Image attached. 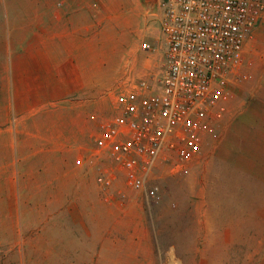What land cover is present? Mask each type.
Masks as SVG:
<instances>
[{
  "label": "crops",
  "instance_id": "obj_1",
  "mask_svg": "<svg viewBox=\"0 0 264 264\" xmlns=\"http://www.w3.org/2000/svg\"><path fill=\"white\" fill-rule=\"evenodd\" d=\"M129 1L0 0V264L118 260L96 142L163 59Z\"/></svg>",
  "mask_w": 264,
  "mask_h": 264
},
{
  "label": "rangeland",
  "instance_id": "obj_2",
  "mask_svg": "<svg viewBox=\"0 0 264 264\" xmlns=\"http://www.w3.org/2000/svg\"><path fill=\"white\" fill-rule=\"evenodd\" d=\"M135 1L146 23L141 47L160 37L158 11L151 0ZM243 74L231 86L217 140L188 174L161 163L146 182L160 187V206H148L103 155L98 176L111 173L107 205L119 212L106 216L107 250L110 240L120 243L118 260L107 256L106 264H264V20L245 44Z\"/></svg>",
  "mask_w": 264,
  "mask_h": 264
},
{
  "label": "built area",
  "instance_id": "obj_3",
  "mask_svg": "<svg viewBox=\"0 0 264 264\" xmlns=\"http://www.w3.org/2000/svg\"><path fill=\"white\" fill-rule=\"evenodd\" d=\"M151 2L160 37L140 48L161 51V73L119 96V114L101 126L96 145L124 172L128 186L156 208L160 187L147 188L146 182L157 166L170 164L171 173L188 174L208 141L217 140L231 86L246 78L245 44L264 20V0ZM112 183L111 173L100 171L101 190L109 192Z\"/></svg>",
  "mask_w": 264,
  "mask_h": 264
}]
</instances>
